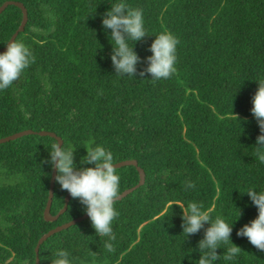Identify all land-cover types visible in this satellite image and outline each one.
Masks as SVG:
<instances>
[{
    "label": "trees",
    "instance_id": "trees-1",
    "mask_svg": "<svg viewBox=\"0 0 264 264\" xmlns=\"http://www.w3.org/2000/svg\"><path fill=\"white\" fill-rule=\"evenodd\" d=\"M7 2L27 11L16 41L34 62L0 91V139L53 133L76 148L77 164L92 142L111 151L114 164L136 161L145 182L115 202L112 252L85 219L50 236L37 255L45 234L85 213L71 198L58 219H44L53 170L39 164L54 138L31 134L0 144V264H36L37 257L51 264L58 248L72 264H199L203 229L184 239L180 210L173 205L170 216L163 214L176 200L199 202L228 222L239 209L231 242L241 251L225 261L231 244L221 245L216 264H264V252L236 235L257 215L241 193L264 190V164L253 147L260 133L250 112L257 81H264V0H124L143 12L149 36L134 46L142 59L153 36L167 31L178 40L175 72L158 81L114 73L101 15L119 0H0V7ZM22 20L13 5L0 14V50ZM115 170L120 195L139 184L136 167ZM187 181L195 187L186 191ZM66 196L55 183L52 216Z\"/></svg>",
    "mask_w": 264,
    "mask_h": 264
},
{
    "label": "clouds",
    "instance_id": "clouds-1",
    "mask_svg": "<svg viewBox=\"0 0 264 264\" xmlns=\"http://www.w3.org/2000/svg\"><path fill=\"white\" fill-rule=\"evenodd\" d=\"M101 26L108 41H111L109 59L116 76L143 78L147 74L150 80L158 81L168 79L175 72L178 40L172 33L165 31L151 35L154 39L147 49L151 54L143 59L134 50L137 42L149 36L142 10L131 8L124 0H119L101 15ZM33 62L34 56L23 41H8L6 50L0 52V91L11 87ZM141 64L144 66L138 71L137 66ZM257 83L258 87L251 98L250 112L260 134L256 136L253 147L256 150V158L264 164V81ZM75 149L65 147L64 142L61 144L56 139L47 149V158L40 162L39 167L41 169V165H46L50 170H54L55 183L71 198L79 201L95 235L106 237L104 247L108 252H112L113 247L109 241L115 239L113 221L118 215L115 202L121 190V178L115 170L113 154L103 146H93V143L89 142L87 148H84L85 155L77 164L74 162ZM194 187L195 184L191 181L185 184L186 191ZM241 194L248 196L256 208L257 215L239 228L236 235L246 238L257 250L264 252V190L248 188ZM173 205L180 210L181 233L184 239L200 233L203 229V237L197 242L199 254L203 253L199 255V264H216L220 258L217 249H221V245L231 244L223 257L225 261H232L240 253L241 249L231 242L233 224L240 216L238 208V218L228 222L219 215L213 218V209L204 210L199 202L185 204L182 200H176L165 205V218L170 216L168 213ZM50 262L72 264L71 254L63 248H58Z\"/></svg>",
    "mask_w": 264,
    "mask_h": 264
},
{
    "label": "water",
    "instance_id": "water-1",
    "mask_svg": "<svg viewBox=\"0 0 264 264\" xmlns=\"http://www.w3.org/2000/svg\"><path fill=\"white\" fill-rule=\"evenodd\" d=\"M16 6L18 7L22 13H23V20H22V24H21V27L20 29L14 34V36L11 38V40H16L18 34L20 32H23L24 31V28L26 26V23H27V19H28V15H27V11L25 9V7L21 4V3H18V2H7L5 4H3L1 7H0V14L8 7V6ZM6 50V47L1 49L0 52H3ZM31 134H38L40 136H48V137H51V138H54L55 140L57 139V141L59 143H63L62 140L57 137L55 134L53 133H49V132H39V133H35L33 131H24V132H21V133H17L13 136H10V137H7V138H4V139H0V144H3V143H6V142H10V141H13V140H16L22 136H25V135H31ZM124 166H134L136 167L138 173H139V178H140V182L139 184L134 187L133 189H130L126 192H124L123 194H121L119 196V198L117 200H120L122 199L123 197L127 196L128 194H130L132 191H134L135 189H137L138 187H140L141 185L144 184L145 182V173L144 171L138 167V164L136 161H125V162H121V163H118V164H114V167L115 168H121V167H124ZM54 176H55V172L53 170V173H52V179H51V184H50V192H49V197H48V202H47V205H46V208H45V211H44V219L45 221H48V222H52L56 219L59 218V216L61 214H63L66 210H67V207H68V204H69V201L71 199V197L69 196V194L67 193V196L65 198V205H64V208L59 212V214L57 216H52L51 215V205H52V200H53V195H54V186H55V180H54ZM85 219H88V217L86 216V214L70 223H67L61 227H58V228H55L53 230H51L50 232H48L47 234H45L38 242L37 246H36V254L38 255V251H39V247L40 245L46 240L48 239L50 236H52L53 234L63 230V229H67L68 227L72 226V225H75L76 223H79ZM36 264H39V260H38V257L36 259Z\"/></svg>",
    "mask_w": 264,
    "mask_h": 264
}]
</instances>
